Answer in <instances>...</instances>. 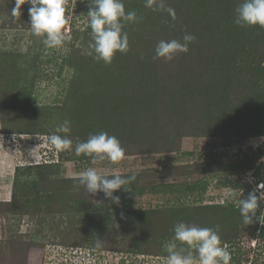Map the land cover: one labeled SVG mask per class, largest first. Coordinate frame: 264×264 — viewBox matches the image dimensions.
Masks as SVG:
<instances>
[{
    "label": "rangeland",
    "instance_id": "rangeland-1",
    "mask_svg": "<svg viewBox=\"0 0 264 264\" xmlns=\"http://www.w3.org/2000/svg\"><path fill=\"white\" fill-rule=\"evenodd\" d=\"M123 2L138 19L124 22L129 50L105 64L89 55L90 0H65L69 39L51 49L31 32L28 3L13 16L16 0H0V264H165L179 221L219 226L229 264H264V224L252 235L227 198L264 178V152L253 161L264 147V27L234 22L242 0H165L176 19ZM185 32L196 37L187 53L154 59L159 41ZM65 120L73 144L57 151L47 138ZM99 132L119 139L124 159L75 154ZM90 167L136 174L119 206L79 184Z\"/></svg>",
    "mask_w": 264,
    "mask_h": 264
},
{
    "label": "clouds",
    "instance_id": "clouds-1",
    "mask_svg": "<svg viewBox=\"0 0 264 264\" xmlns=\"http://www.w3.org/2000/svg\"><path fill=\"white\" fill-rule=\"evenodd\" d=\"M145 7L167 12L172 19H176L175 10L167 6L165 0H144ZM28 3L30 30L33 35L43 37L46 48H59L69 39L65 31L68 20L65 16V0H16L12 9L13 16L21 14V7ZM88 26L91 29L92 43L89 45L96 61L111 64L117 52L126 53L129 50V36L123 31L124 22H135L138 19L135 11H126L123 0H90L87 12ZM234 22L243 26L264 27V0H242L235 8ZM196 39L195 35L185 32L182 40H161L155 49V58L172 61L178 53H187L190 43ZM70 121L60 123L55 131L47 138V142L57 151L72 147L69 138L71 132ZM75 154L92 157L93 163L108 160L116 164L125 157V149L119 139L108 132L90 134L86 141L76 143ZM137 179L135 173L121 175L118 172H98L95 168H88L79 177V184L84 186L90 194L103 192L106 199L120 205L121 197L116 195L122 187L130 190L129 185ZM264 183L250 192L247 198L238 196L236 192L227 194L230 201H236L243 223L254 222L260 202L264 201ZM121 218L124 213L121 212ZM258 220L264 224V211L260 212ZM218 227H200L179 221L173 228V238L164 245L167 257L165 264H229L231 255L226 246L222 245Z\"/></svg>",
    "mask_w": 264,
    "mask_h": 264
},
{
    "label": "trees",
    "instance_id": "trees-1",
    "mask_svg": "<svg viewBox=\"0 0 264 264\" xmlns=\"http://www.w3.org/2000/svg\"><path fill=\"white\" fill-rule=\"evenodd\" d=\"M263 148H264L263 146H259V147L256 149V151H257V152H256V155H257V156H256V158L253 159L254 163L257 162V161L260 159L261 154L264 152ZM256 176H257V177H255V179H256V183L261 182V181H264V178H260V176L257 175V174H256ZM232 185H233L234 188H239V187H240V186H239V185H240L239 181H235ZM249 186H250V185H249ZM250 188L252 189V187H250ZM204 190H206V185H204V186L202 187V191H204ZM257 196H258V194H257ZM1 202H3V201H0V203H1ZM262 203H263V202L261 201L260 205H262ZM258 215H259V214H257V216H258ZM253 225H254V228L251 229V232H250V233H252V235L256 236L255 233H256V230H257L258 227H259V220H257V221L254 220V224H253ZM262 236L264 237V234H263Z\"/></svg>",
    "mask_w": 264,
    "mask_h": 264
},
{
    "label": "built area",
    "instance_id": "built-area-1",
    "mask_svg": "<svg viewBox=\"0 0 264 264\" xmlns=\"http://www.w3.org/2000/svg\"><path fill=\"white\" fill-rule=\"evenodd\" d=\"M263 182H259L258 184L260 185V184H262ZM256 188H254L253 190H255ZM258 193V192H257ZM248 196V195H247Z\"/></svg>",
    "mask_w": 264,
    "mask_h": 264
}]
</instances>
